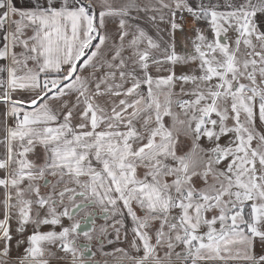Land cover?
<instances>
[{
	"label": "snow or ice",
	"instance_id": "6c2138e0",
	"mask_svg": "<svg viewBox=\"0 0 264 264\" xmlns=\"http://www.w3.org/2000/svg\"><path fill=\"white\" fill-rule=\"evenodd\" d=\"M0 105V264H264V0H0Z\"/></svg>",
	"mask_w": 264,
	"mask_h": 264
},
{
	"label": "crops",
	"instance_id": "0c3cea01",
	"mask_svg": "<svg viewBox=\"0 0 264 264\" xmlns=\"http://www.w3.org/2000/svg\"><path fill=\"white\" fill-rule=\"evenodd\" d=\"M108 27H109L110 30L114 31L116 29V27H117V24L115 22H113V23H110L108 25ZM178 38L181 39V40L183 39V37H178ZM3 111H4L3 106L0 105V114H2ZM2 118H3L2 115H0V119H2ZM121 246H123V245H121Z\"/></svg>",
	"mask_w": 264,
	"mask_h": 264
},
{
	"label": "flooded vegetation",
	"instance_id": "af4514ba",
	"mask_svg": "<svg viewBox=\"0 0 264 264\" xmlns=\"http://www.w3.org/2000/svg\"><path fill=\"white\" fill-rule=\"evenodd\" d=\"M97 223L100 224V223H103V221H102V220H98ZM111 248H112V246L109 245V246H107V247L105 248V251H110ZM93 250L95 251L96 249L94 248ZM96 258H97L98 260L103 259V257H101L99 254L97 255Z\"/></svg>",
	"mask_w": 264,
	"mask_h": 264
}]
</instances>
